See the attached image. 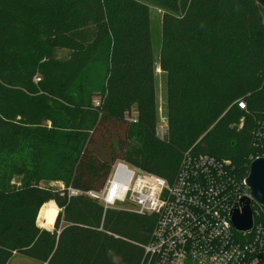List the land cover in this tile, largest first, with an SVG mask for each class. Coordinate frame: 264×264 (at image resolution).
<instances>
[{
	"label": "trees",
	"instance_id": "obj_1",
	"mask_svg": "<svg viewBox=\"0 0 264 264\" xmlns=\"http://www.w3.org/2000/svg\"><path fill=\"white\" fill-rule=\"evenodd\" d=\"M151 7L164 11L165 141ZM116 149L169 182L189 150L248 177L264 158V0H0V264H142L156 216L68 197L103 188L113 159L100 154ZM51 202L52 231L38 224Z\"/></svg>",
	"mask_w": 264,
	"mask_h": 264
},
{
	"label": "built area",
	"instance_id": "obj_2",
	"mask_svg": "<svg viewBox=\"0 0 264 264\" xmlns=\"http://www.w3.org/2000/svg\"><path fill=\"white\" fill-rule=\"evenodd\" d=\"M238 106L245 110L243 102ZM159 116L155 135L165 141L169 122L163 111ZM126 121L138 124L137 114L129 113ZM246 180H238L231 161L189 150L172 182L118 161L103 188L69 187L67 192L69 198L86 195L98 201L105 212L156 216L142 264H264V208L253 204L260 207L253 209L259 223L250 234L235 232L230 220L235 206L251 198Z\"/></svg>",
	"mask_w": 264,
	"mask_h": 264
},
{
	"label": "rangeland",
	"instance_id": "obj_3",
	"mask_svg": "<svg viewBox=\"0 0 264 264\" xmlns=\"http://www.w3.org/2000/svg\"><path fill=\"white\" fill-rule=\"evenodd\" d=\"M164 15V11L160 8L151 7V21H152V40H153V49H154V62H155V87H156V99L158 103V119L160 124V116L162 114V111L164 114H166V99H167V92H168V79L166 75L161 70V64H162V42H163V36H162V18ZM68 53L66 51H59L58 57L59 58H66L68 57ZM100 73V71H97ZM37 82V80H35ZM169 126V123H168ZM168 134V133H167ZM157 138V136L155 135ZM158 139V138H157ZM167 139V136H166ZM159 140V139H158ZM161 141V140H160ZM102 159H104L106 162L112 160L113 165L117 163L120 160L121 157L124 156V151H119L118 149L115 150L113 154H100ZM47 185L43 184L44 187L50 186L53 188H60L62 189L63 184L58 183H46ZM56 205V204H55ZM123 208H127L124 206ZM41 212V211H40ZM61 210L56 206H52L47 204L46 210L44 211L43 217L41 218L40 227L42 229L46 230H53L55 225V219L58 217ZM40 214V213H39ZM9 264H40L37 261L22 257V256H15Z\"/></svg>",
	"mask_w": 264,
	"mask_h": 264
},
{
	"label": "water",
	"instance_id": "obj_4",
	"mask_svg": "<svg viewBox=\"0 0 264 264\" xmlns=\"http://www.w3.org/2000/svg\"><path fill=\"white\" fill-rule=\"evenodd\" d=\"M251 198H243L231 212V224L238 234H250L255 228L253 204L264 208V158L255 160L246 180Z\"/></svg>",
	"mask_w": 264,
	"mask_h": 264
},
{
	"label": "bare ground",
	"instance_id": "obj_5",
	"mask_svg": "<svg viewBox=\"0 0 264 264\" xmlns=\"http://www.w3.org/2000/svg\"><path fill=\"white\" fill-rule=\"evenodd\" d=\"M51 204V206H56L54 202L49 203V205Z\"/></svg>",
	"mask_w": 264,
	"mask_h": 264
},
{
	"label": "crops",
	"instance_id": "obj_6",
	"mask_svg": "<svg viewBox=\"0 0 264 264\" xmlns=\"http://www.w3.org/2000/svg\"><path fill=\"white\" fill-rule=\"evenodd\" d=\"M51 205V204H50ZM52 207V206H51ZM57 218V217H56ZM55 221H56V219H55ZM55 223V222H54Z\"/></svg>",
	"mask_w": 264,
	"mask_h": 264
}]
</instances>
